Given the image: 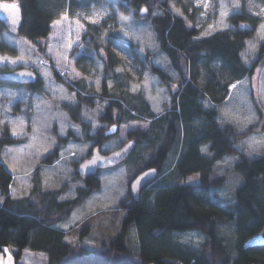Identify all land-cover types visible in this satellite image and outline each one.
Returning <instances> with one entry per match:
<instances>
[{"label":"trees","instance_id":"16d2710c","mask_svg":"<svg viewBox=\"0 0 264 264\" xmlns=\"http://www.w3.org/2000/svg\"><path fill=\"white\" fill-rule=\"evenodd\" d=\"M14 1L18 2L22 16L18 35L36 43L49 35L50 24L65 9L97 0ZM178 4V0H117L118 9L133 12L136 20L140 18L135 11L145 8V21L157 50L177 74L179 90L171 106L160 115L152 112L142 91L130 92L125 74L114 71L112 49L126 46L120 31L106 22L85 24L82 37L86 53L99 57L107 77L101 84L100 95L107 105L100 120L109 124L148 121L146 128L128 135L135 142V149L140 145L145 148L128 166L126 183L148 168L157 170L155 180L141 190L138 200L126 194L114 208L95 212L63 231L55 225L65 221L91 192L99 189L97 178L83 180L85 187L78 190L74 199L58 202L56 193L42 190L37 167L29 194L15 199L9 191L11 175L0 162V251L12 245L19 256L21 250L29 248L43 252L47 264H264V249L242 250L246 239L264 232V151L253 156L238 153L234 167L241 183L230 205L218 200L215 191L224 185V178L213 171L214 162L230 153L250 130L241 132L231 123H221L218 114L229 86L249 77L256 65L264 63L261 41L247 63L242 58L247 43L254 38L258 21L241 8L228 15L225 29L198 37L188 18L174 12L173 6ZM0 28L5 29L1 24ZM181 58L188 65V78L182 76ZM213 63L219 64L218 71ZM51 70L55 80L74 95L76 104L69 112L76 121V110L92 105L93 94L81 81L69 85ZM150 70L162 81L168 78L158 67L151 66ZM200 70L205 76L203 87L196 83ZM108 78L113 80L111 91L106 89ZM27 89L33 91L35 86ZM204 100L207 106L202 105ZM82 130L87 137L86 127ZM97 136L100 139L102 133ZM18 142L20 139L3 130L0 154L4 146ZM205 144L207 155L200 152V146ZM177 149L174 164L166 166ZM56 152L51 150L45 160L53 159ZM193 175L196 181L186 183ZM185 231L200 232L205 239L198 248H191L173 236ZM132 234L137 250L132 247ZM84 240H92L95 247H83L80 243Z\"/></svg>","mask_w":264,"mask_h":264},{"label":"rangeland","instance_id":"374dc122","mask_svg":"<svg viewBox=\"0 0 264 264\" xmlns=\"http://www.w3.org/2000/svg\"><path fill=\"white\" fill-rule=\"evenodd\" d=\"M173 6L176 14L188 18L189 25L194 28L198 37L225 29L227 17L241 8L258 21L254 38L247 43L242 58L244 62L254 56L257 42H264V1L258 0H178ZM140 10L123 13L117 7V0H97L82 3L78 7L67 8L50 24V33L43 39L32 43L23 36L12 35L6 29L0 28V70L7 71L16 68H29L38 76V82L33 91L29 86L0 85V135L3 130L20 142L9 144L1 149L0 162L12 178L10 196L21 199L29 194L32 186V175L39 167L41 187L46 192L57 194V201L74 199L78 190L85 187L84 181L75 173L76 164L84 159L95 143H99L102 153L112 152L120 148L134 130L146 128L148 121L131 120L117 124V132L106 138L98 139V133L111 126L102 122L107 101L101 98V84L107 78L103 72L104 64L95 54H87L82 37L85 24L98 25L106 22L111 28L118 29L125 38V49H112L114 71L125 74L130 81V92L142 91L152 112L160 115L172 104V98L179 90L177 74L168 63V59L157 50V44L145 21V12ZM95 21V22H94ZM105 58V56L103 57ZM105 60V59H104ZM158 67L168 75L160 80L150 67ZM179 67L184 78L189 77L188 65L183 58ZM212 67L218 71L219 64ZM61 80L69 85L81 81L87 90L93 94L92 105L79 107L73 120L69 109L75 106V98L66 86L57 82L52 70ZM224 79V77H222ZM197 85L203 87L205 76L199 71ZM114 88L113 80H106V89ZM228 96L219 110L218 121L231 123L238 131L249 130L246 136L213 164V171L224 178V185L215 191L218 200L223 205H230L234 193L241 183V176L235 170L238 153L249 155L264 151V63H259L249 77L234 82L228 88ZM203 106L208 102L204 100ZM112 124V123H110ZM86 127L87 137L83 130ZM252 138L262 143L253 144ZM140 145L127 160L112 169L101 170L96 174L99 189L75 208L70 216L57 225V228L68 231L77 226L95 212L114 208L118 201L126 197L127 168L139 156ZM180 144L178 145V149ZM56 149V156L45 160L48 153ZM178 149L166 163L172 166L177 158ZM202 154H208V144L200 146ZM196 176L189 177L185 182L194 183ZM2 198L0 196V202ZM174 238L181 244L198 248L205 236L197 231L175 233ZM72 238H67L71 240ZM71 241H75L72 239ZM133 250H137L136 238L132 234ZM83 247L93 248L92 240L80 243ZM4 246L0 251V264H47L43 252L29 248L21 250Z\"/></svg>","mask_w":264,"mask_h":264},{"label":"water","instance_id":"95a60500","mask_svg":"<svg viewBox=\"0 0 264 264\" xmlns=\"http://www.w3.org/2000/svg\"><path fill=\"white\" fill-rule=\"evenodd\" d=\"M81 2L83 0H74ZM8 5V8L4 6ZM15 6L13 8L12 6ZM145 8L142 7L139 15L145 14ZM15 19V23H13ZM22 16L21 9L17 1H3L0 0V24L12 35H18L21 26ZM24 74V75H21ZM37 82V74L29 68H16L13 70L1 71L0 70V83L13 85V86H32ZM114 129V130H113ZM117 125H111L104 133L105 137L112 136L117 132ZM135 142L128 141L122 147L113 150L107 154L101 153L98 146L91 149L90 155L82 159L76 164L75 173L82 179L88 177H95L101 170L112 169L120 164L126 162L135 149ZM99 157L95 164L90 163L94 157ZM157 176V170L150 168L137 174L128 185V193L134 200H138L141 190ZM135 186V188H133ZM264 249V232H259L248 239L242 244V250Z\"/></svg>","mask_w":264,"mask_h":264},{"label":"flooded vegetation","instance_id":"af4514ba","mask_svg":"<svg viewBox=\"0 0 264 264\" xmlns=\"http://www.w3.org/2000/svg\"><path fill=\"white\" fill-rule=\"evenodd\" d=\"M38 80H39V79H38V76H37V82H38ZM37 82H36L34 85H32V87H34V86L37 84ZM109 125H113V124H109ZM115 125H117V124H115ZM105 132H106V131H105ZM105 132H104V133H105ZM102 138H106V137L104 136V134H103ZM131 140H133V139L128 138V140H127L125 143H127L128 141H131ZM99 143H100V142H99ZM99 143H95V144L91 147V149H92L93 147H95V146H98L99 149H100ZM125 143H124V144H125ZM124 144H123V145H124ZM123 145H122V146H123ZM122 146H121V147H122ZM91 149H90V151H91ZM90 151H89V153L87 154L86 157H88V156L90 155ZM100 152H101V150H100ZM101 153H102V152H101ZM107 153H109V152H107ZM107 153H104V154H107ZM86 157H85V158H86ZM148 169H150V168H148ZM88 178H89V177H88ZM88 178H84V179L81 178V179H82V180H85V179H88ZM154 180H155V179H154ZM154 180H153V181H154ZM153 181H152V182H153ZM150 183H151V182H150ZM150 183H148V184H150ZM148 184H147V185H148ZM128 185H129V183H128Z\"/></svg>","mask_w":264,"mask_h":264},{"label":"snow or ice","instance_id":"6c2138e0","mask_svg":"<svg viewBox=\"0 0 264 264\" xmlns=\"http://www.w3.org/2000/svg\"><path fill=\"white\" fill-rule=\"evenodd\" d=\"M5 8H8L9 6L8 5H5L4 6ZM13 8H15V6L13 5L12 6ZM15 19H13V23H15ZM95 22V21H94ZM262 28H264V25L261 26ZM21 75H24V74H21ZM114 130V129H113ZM256 143H262L261 141H256L255 138H252L251 142H250V147L253 145V144H256ZM99 159V157H94L93 160L90 162L92 164H95L96 160ZM133 188H135V186H133Z\"/></svg>","mask_w":264,"mask_h":264}]
</instances>
